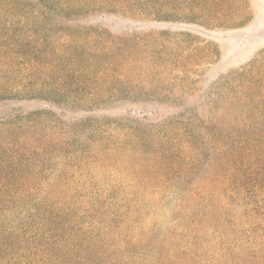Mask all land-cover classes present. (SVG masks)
<instances>
[{
  "label": "trees",
  "instance_id": "16d2710c",
  "mask_svg": "<svg viewBox=\"0 0 264 264\" xmlns=\"http://www.w3.org/2000/svg\"><path fill=\"white\" fill-rule=\"evenodd\" d=\"M222 1L0 0V264H264L248 72L166 92L147 58L167 32L95 20L243 25ZM185 96L207 100L153 102ZM32 100L47 106L11 109Z\"/></svg>",
  "mask_w": 264,
  "mask_h": 264
},
{
  "label": "rangeland",
  "instance_id": "374dc122",
  "mask_svg": "<svg viewBox=\"0 0 264 264\" xmlns=\"http://www.w3.org/2000/svg\"><path fill=\"white\" fill-rule=\"evenodd\" d=\"M220 4L223 5L219 6ZM212 5L219 6L216 8L219 13L234 15L241 12L239 17L248 19L241 26L214 29L192 22H134L119 16L98 17L95 20L110 25L114 30L129 26L154 33L167 32L162 57L159 59V54L152 50L147 58L150 67H163L160 70L163 73L161 80L157 77L153 79V83L158 86L163 84L166 92L180 94L189 90L200 94L208 93L219 85L225 76L235 71H247L244 84L249 98L246 100L264 104V0H227ZM238 19L240 18L236 21ZM154 45H157V42L153 44V48ZM222 85L224 90H235L229 87L230 84ZM258 91L262 94L257 98L255 94ZM201 96L168 100L159 98L153 102L193 104L207 100ZM126 105L131 103L125 102L124 106ZM45 106L47 105L44 102L32 100L12 105L11 109L32 111Z\"/></svg>",
  "mask_w": 264,
  "mask_h": 264
}]
</instances>
